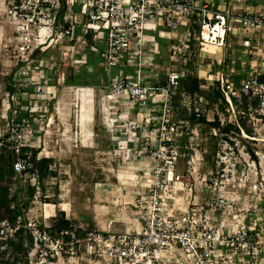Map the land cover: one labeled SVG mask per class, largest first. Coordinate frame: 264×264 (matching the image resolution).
<instances>
[{"label":"built area","instance_id":"2783aa9c","mask_svg":"<svg viewBox=\"0 0 264 264\" xmlns=\"http://www.w3.org/2000/svg\"><path fill=\"white\" fill-rule=\"evenodd\" d=\"M196 16L200 18L198 39L202 44L225 47L228 17L220 15L216 19L207 6H198L195 0H0V29L10 32L0 37V55H13L15 89L34 86V97L46 101L50 95L52 99V82L56 86L64 84L81 71L85 62L72 58L69 66L56 68V63L39 59L49 50L64 46L74 53H102L109 77L108 101L116 105L111 111L120 105L149 116L157 104L161 105L159 128L144 127L152 122V115L142 126L132 123L129 128L131 139L147 142L138 152L134 145L133 158L141 169L140 176H134L133 199L126 203L136 210L137 225L116 234L90 230L79 235L71 229L52 235L37 221L26 225L23 214L14 220L3 218L0 254L9 256L13 243L27 229L33 240L30 248L40 251L41 264H54L55 258L65 257L86 259L89 264H264V222L227 224L209 215L198 202L186 203L179 197L189 181L177 169L182 155L174 136L184 135L178 131L179 124L191 130L193 121L202 115L197 110L186 120L173 121L172 99L185 76L170 70L163 81L156 71L159 66L155 56L160 54V39L166 31L190 42ZM237 24L251 35L243 45L252 49L253 40L264 29V10L246 14ZM217 26L223 34L215 41L206 40L205 28L213 35ZM249 70L236 90L224 77L220 82L236 117L234 126L245 139L264 143V137L251 136L241 124L246 121L255 134H264V73ZM52 71L58 73L57 80L52 81ZM15 91L8 97L13 105L8 104L6 125L0 128V148L14 155V180L40 192L42 174L37 163L43 158L39 154L34 157V133L29 123L26 127V115H21L26 111L20 105L22 99L26 100V92ZM35 109L30 112L35 113ZM216 205L215 211L225 209L222 199Z\"/></svg>","mask_w":264,"mask_h":264},{"label":"rangeland","instance_id":"374dc122","mask_svg":"<svg viewBox=\"0 0 264 264\" xmlns=\"http://www.w3.org/2000/svg\"><path fill=\"white\" fill-rule=\"evenodd\" d=\"M75 8L81 11V8L76 6ZM1 30L2 34L10 33L9 29L1 28ZM195 30L196 32L192 33L191 43L182 41L175 35L169 34L167 37L164 34L160 39V54L155 56L159 66L156 71L163 81L170 70L178 71L185 77L192 75L200 81V91L191 96L184 93L181 84L180 89L175 91L171 104L170 115L173 121L186 120L197 110L202 115L199 120L193 121L191 130H186L179 124L178 131H183L184 135L174 136L175 144L181 147L182 155L177 169L189 181L179 197L186 203L198 202L200 207H204L209 212V215L227 224L262 223L264 222V143L251 142L243 137L241 131L239 134L235 131L233 127L236 117L231 105L227 102L220 80L224 77L236 90L250 73L246 66H252L253 69H259L264 73V29L260 32L259 40L253 41L255 49H261L263 52L259 62L257 58L251 56L253 52L251 49L248 52L246 49H240V53L244 56L242 63H239L237 57H234L229 50L226 53L231 54L232 58L223 59L222 67H216L218 61L216 57L219 56L220 51L216 48L217 45L202 44L198 39V28ZM232 32L234 31L231 30ZM233 34L238 33L235 31ZM103 41L105 43V39ZM237 41L232 38L230 42L232 48L238 49ZM72 45L73 42L70 46ZM58 49L57 46L47 52L45 57L48 60L44 56L39 59L51 62L52 65L56 63V68L63 65L69 66L71 59H74L73 49H67L64 46ZM12 56L5 53L0 55V128L6 125L5 116L9 115V96L6 95L5 89L7 85L12 84L14 87L15 84L12 79L16 73L13 68L15 60ZM102 64L100 57L91 62L95 77L98 76L97 65L102 66ZM151 68H153L152 64ZM54 72L52 71V81L58 78V73ZM52 83L51 86L57 88L50 91L53 93L52 97L56 95L60 101L61 104L57 108L62 109V115H50L55 107L52 102L47 109L49 115H27L26 127L29 123L34 133L31 138V145L35 147L33 150L37 151L39 157L50 159L51 162L49 169L42 175L40 192L32 193L31 190L26 189L22 193L21 198L26 209L23 214L26 225L30 221H37L44 228L46 225L48 231L52 230L57 216L51 221L53 224L51 225L47 222L46 213L55 210L57 213L64 212L65 218L71 222L72 228L79 235L90 230L116 234L134 227L139 217L135 213L136 210L126 203H130L133 199L131 193L135 187L134 176H140L141 165L133 158L136 152L135 144L120 147L117 145L118 137L113 134L123 129L122 127L131 128L132 123L128 119L119 121L116 116H112V120L105 118V115H120L127 109L125 106L118 105L119 110L117 108L111 111L116 105L112 101H107V105H104L101 102L102 98L99 99L100 103H96V116L92 127L99 135L97 136L98 144L101 145L105 139L110 143V148L106 152L98 150L102 148V145L96 146V150L93 151L85 148L73 150L72 145L76 143L72 133L79 128L80 124L76 123L75 118L78 109L75 106L72 109L75 96L67 86H56L55 82ZM69 83L68 85L75 84ZM27 88L26 86L25 90L19 87L16 89L18 92L20 90L25 92ZM49 97L50 95L48 99ZM160 109L161 105L157 104L153 113L147 116L154 117L150 118L152 122L144 127L157 129L161 126ZM35 110L38 111V109ZM216 119L220 128L212 124ZM81 123L83 128H87L86 118ZM245 124L251 136L264 137L262 131L255 134L248 122L245 121ZM137 125L142 126V121L137 122ZM104 129L110 130L111 135L104 138L102 135ZM83 133L86 135L84 131ZM146 143V140L141 138L136 143L139 147L137 152L141 150V145ZM219 199L224 201L225 209L215 211ZM46 204H53L55 208L48 209ZM65 205L69 209L66 212L62 210ZM25 234L30 235L29 230L26 229ZM27 248V256L26 252L18 254L14 251L9 256L0 254V264H41L40 251ZM54 264L89 263L86 259L71 260L65 257L55 258Z\"/></svg>","mask_w":264,"mask_h":264},{"label":"crops","instance_id":"0c3cea01","mask_svg":"<svg viewBox=\"0 0 264 264\" xmlns=\"http://www.w3.org/2000/svg\"><path fill=\"white\" fill-rule=\"evenodd\" d=\"M196 4L198 6H207L209 8L210 11H212L215 14V18L217 19L218 16L220 15H224L226 17H228V35L226 38V45L225 47H218L216 46V48L219 51V56L216 57L217 61V66L222 67V62L224 63L223 59L225 60L226 58H232L231 54L234 57H237V60L239 61V63H242L243 61V57L242 54L240 53L242 49H246V52H248L250 49H247L244 47L243 45V40L247 37H249V34L246 33V31L242 28V26L240 24H237V20L243 16H245L246 14L252 13V12H257V11H262L264 10V0H195ZM194 23H199L200 18L199 17H194L193 18ZM199 25V24H198ZM200 27V26H199ZM196 27H193V31L196 32ZM232 31H236L238 34L234 35ZM199 31V29H198ZM193 33V32H192ZM195 35V34H194ZM232 38H235L238 43L237 47L238 49H234L231 47L230 42L232 41ZM260 38V33L257 35V38L259 40ZM192 39V37H191ZM255 40V39H254ZM253 40V41H254ZM241 49V50H240ZM231 50V54H227L226 52ZM253 52L251 53L252 57L257 58L258 62L260 61V59L263 57V52L261 51V49H255L254 46V42L252 45V49ZM92 55V56H90ZM98 53H92L89 50L85 53H81L80 51H78L77 53H74V58L78 59V60H85L84 64L81 66V71L77 74H75L72 78H70L72 83H75L74 81H76L75 84H71L68 85V80L65 81L64 86H67L69 89L72 90V95L75 96V99H73L72 102V109L75 106V108L78 109L77 113H76V123L79 122L82 118V116L84 115L86 117V120L88 121V124L86 125L87 128H83V123H78L79 124V128H76L73 133H72V137L74 140V143H76L73 146V150H80L85 148L86 150L89 151H93L96 150V146H101V150L102 152H106L108 150V148H110V143L106 142L105 139L98 144L99 139L97 136H99L97 134V130L94 129L92 127V122L95 118V112H96V103H98L99 99L102 98L101 102L104 103V105H107V101H108V97H107V91L105 90L107 87V83L109 82V77L105 71V66H104V60L103 57L101 56V60L103 62L102 66H100L102 68V71L99 70V66L97 65L98 68V76L95 77V70L92 68L93 66H91V62L96 59L99 56ZM248 56V55H247ZM205 62V61H204ZM208 64L211 63L209 62ZM209 66V65H208ZM247 69H253L252 66H246ZM93 70V71H92ZM249 72V71H248ZM79 79V80H77ZM60 85V86H61ZM63 86V87H64ZM53 88H57V87H52ZM59 89V88H58ZM25 90V89H24ZM57 90V89H56ZM35 91L36 88L34 86H29L26 89V100H21L20 101V105L26 107V111L23 110L21 112V115H49L47 113V109L48 107L51 106V102L55 104L54 107V111H52V113H50V115H62V109L57 108L60 103V101H58V99L56 98V95L54 97H52L53 99H48V103L47 100L43 101V99H39V97H34L35 95ZM19 95V94H18ZM21 96V93L20 95ZM80 96V97H79ZM36 99H38L37 103H35ZM12 104L11 101L8 98V104ZM100 103V102H99ZM101 103V104H102ZM13 105V104H12ZM34 106H36V108H38V111H35V113H31L30 109L33 108ZM125 110L123 113H121L120 115H105V118L112 120V116H116V118L120 121H126L127 119L129 121H131V123H139V122H144V120L146 119L147 116H143L141 114H137L136 112H132L130 111L128 108L125 107ZM119 110V108L117 109ZM119 113V112H118ZM136 114V115H135ZM75 115V114H74ZM113 117V118H114ZM72 118H73V114H72ZM115 121V118H114ZM118 128V127H117ZM123 129H119V131L113 133L118 137V143L117 145L120 147H124L125 145H131V144H136L137 142H139V139H131L130 138V129L122 127ZM85 132L86 135H84L83 131ZM102 135L105 138V136H110L111 132L110 130L108 131V129H104L102 130ZM109 141V139H108ZM51 162V161H50ZM53 205V204H51ZM55 208V205H53ZM57 216V212L54 210V218H56ZM53 225V224H51ZM54 225H55V221H54Z\"/></svg>","mask_w":264,"mask_h":264},{"label":"trees","instance_id":"16d2710c","mask_svg":"<svg viewBox=\"0 0 264 264\" xmlns=\"http://www.w3.org/2000/svg\"><path fill=\"white\" fill-rule=\"evenodd\" d=\"M215 21L216 19H214L213 22ZM193 27L200 29L197 23H194ZM191 41L192 39L190 40V43ZM98 54L99 55L96 56L99 57L102 56L101 52ZM99 70L102 71V68L100 66H99ZM182 89L184 93L188 94L189 96L195 95L200 91V81L197 78L193 77L192 75H187V77L184 78V81L182 83ZM5 92L6 95L11 96L16 91L13 85L9 84L6 87ZM217 120L218 119H216L215 123L212 124L213 126L220 128V124L217 123ZM241 124L245 129V131L247 133H250V131L245 125V122L242 121ZM233 128L236 129L237 132H240L239 128L235 126ZM33 154L34 157L36 158L37 151L33 150ZM13 161H14L13 153L9 150L0 148V219L8 218L10 220H14L18 215L24 214L26 209L24 208L23 201L21 198L22 193L25 192L26 189L31 190L32 193L36 192V189L34 187L29 185H26V187H24L21 185L19 180H14ZM49 164H50V159H43L37 163V168L39 169L42 175L43 173H45V171L49 169ZM71 229H73L71 222L65 218L64 212L58 211L55 226L53 227L52 230L48 232L52 235H57V233H59L62 230H71ZM32 244H33L32 237L30 235L25 234V232H22L18 237V242L13 243L12 249L14 252L18 254L26 252V256H27V249H28L27 247H31Z\"/></svg>","mask_w":264,"mask_h":264},{"label":"bare ground","instance_id":"6f19581e","mask_svg":"<svg viewBox=\"0 0 264 264\" xmlns=\"http://www.w3.org/2000/svg\"><path fill=\"white\" fill-rule=\"evenodd\" d=\"M165 33H166L165 35L168 37L169 33L167 31ZM222 34H223V29H221L219 26L216 27V30L214 31L213 35L210 33V29L208 27H206L204 32H203V37L208 41H210V40L215 41L216 38L220 37V35H222ZM1 36H2V30L0 29V37ZM85 118L86 117L83 115L79 122L80 123L83 122L85 120ZM245 135H246L245 137H247V134H245ZM46 207H48V209L54 208V206L51 204H46ZM62 210L65 212L68 211L69 210L68 206L67 205L63 206ZM46 219H47V222H49V224H51V221L54 219V211L53 210L51 212L47 211Z\"/></svg>","mask_w":264,"mask_h":264}]
</instances>
